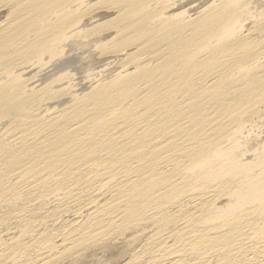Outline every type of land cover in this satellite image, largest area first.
Returning a JSON list of instances; mask_svg holds the SVG:
<instances>
[{
  "label": "bare ground",
  "instance_id": "obj_1",
  "mask_svg": "<svg viewBox=\"0 0 264 264\" xmlns=\"http://www.w3.org/2000/svg\"><path fill=\"white\" fill-rule=\"evenodd\" d=\"M91 1L0 0V264H77L147 228L151 264H264V158L235 152L264 116V11L217 0L191 18L175 0H101L115 16L95 27L116 29L104 52L124 53V72L76 96L63 71ZM46 65L48 84L23 78ZM55 192L85 219L52 229L14 208Z\"/></svg>",
  "mask_w": 264,
  "mask_h": 264
},
{
  "label": "rangeland",
  "instance_id": "obj_2",
  "mask_svg": "<svg viewBox=\"0 0 264 264\" xmlns=\"http://www.w3.org/2000/svg\"><path fill=\"white\" fill-rule=\"evenodd\" d=\"M175 1H176V6L174 10L171 11V13L184 12L185 16L192 18L193 16L197 14V12L201 11L204 7H206L210 3L217 1V0H175ZM248 1L250 2V6L256 12L264 11V0H248ZM90 4H91V6H89L90 8L88 7L89 10H85V11H92L90 17L86 16L84 20H82L81 23L79 24V28L81 30L82 29L87 30L88 36H86L85 38L80 37L76 39V40H80V43H79L80 49H78V51L75 53L74 52H72V54H70V52L68 53L69 55L66 56L68 57L66 59L68 61L67 66L70 64L72 68L69 65V67L63 71V72H68V73L70 72L72 76L74 75L73 76L74 78L72 77V80L74 79L73 80L74 82L72 83H75L73 84V87L75 86L73 88L74 89L73 93L76 96L83 95L89 92L92 88H94L93 86H96V85L98 86L112 79L113 78L112 76H115L116 74L120 72L122 73L124 72V69H123L124 67L122 68L123 71L121 70V66L122 65L124 66V62H123L124 53L123 54L120 52L116 54L106 53L109 47L111 48L114 43L113 41H110V40H114L116 29L112 25L111 27H106L102 29L101 28L97 29L95 27V26L101 25L102 23H105L106 21H110V19H112L115 16V12H113V10L111 11L107 9L106 4H103V1L101 2V0H92ZM1 12H0V21L3 19L4 14H5L4 11L2 13ZM81 24L83 27L80 26ZM248 24L249 23L245 24L246 28L250 27V24L249 25ZM105 43L108 44L109 46L104 45ZM84 44L85 45L88 44V45H86V47H83ZM99 46L102 48L100 49ZM105 50L106 52H104ZM102 51L104 53H102ZM49 65H46L43 68L44 70H39L36 67L35 68L32 67V70H31V67H30L29 69L24 71L25 74L23 73V78L28 79L34 76L35 79L38 78L36 80L34 79V77L31 78L35 82L34 85H37L38 87L46 85L51 80H53V78H55V75H53L54 74L53 68L52 66H49ZM47 66H48V69H47ZM131 67L126 68V71L127 69L128 71H131L132 70ZM34 70L36 71L34 72ZM38 83H40L41 85L40 84L38 85ZM236 144L237 145H236L235 152L238 158L244 161H250L251 159L253 160V158H256L257 156L264 158V116L261 118L260 121H257L256 124L254 123V125L252 124V126H248L247 128L243 129L238 136ZM53 194L49 195L47 200L44 198H42L41 200V198L39 199L36 198L40 196H38L35 193L34 196L31 197L33 199L29 198L31 202L28 199L22 200L21 202L23 203L20 204L19 202L17 204L18 206L16 205L14 208L16 210L29 208L28 210H32L36 213L35 215H38L36 216V218L47 217L45 218L48 220L47 225L50 226L49 228H52V229L60 228L61 226L63 227L69 224L70 222H73V220L82 221L85 219L86 217L85 215L87 214V210L89 209L86 207L87 205L85 206L83 204L82 205L83 209L80 208L81 209L80 211L82 212L80 211L78 212L77 210V212L79 213L78 214L76 212V208L72 207V203L69 202L67 199H66L67 203L65 204L66 201H65V198H62V193L55 192V195ZM56 194H57V198H56ZM60 198H62V200ZM36 199H38V201H36ZM42 201L45 203H43ZM222 203H224V201H222ZM55 204H56V207H55ZM29 205L30 207H27ZM37 207H40L41 209L40 208L36 209ZM61 208L64 209L63 210L64 212L62 211ZM38 212L40 215L38 214ZM81 213L82 215H80ZM147 230L148 231H146V228L144 230V232L146 231L145 232L146 235L145 233L143 234L141 233L143 231H140V232L138 231L139 233L135 232L137 230H128V232L124 231V232L119 233V235L116 234L113 236V238L111 237L110 240L108 239L107 241L101 244H97L96 246L89 248V250L80 252L78 256L76 257L78 259L80 258L79 261H77V264L78 263L79 264H151L149 263L150 260H147L149 259L148 258L149 255L145 254L142 251V249H144L147 236L152 232L151 228L150 229L147 228ZM142 253L144 255H142ZM136 256H137L138 261L140 259V262H137L136 260L137 263L136 262L133 263L132 259L133 257H136ZM138 256H140L139 259H138ZM71 261L72 259L70 260L65 259V260H62L59 264H71Z\"/></svg>",
  "mask_w": 264,
  "mask_h": 264
}]
</instances>
